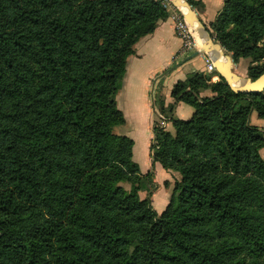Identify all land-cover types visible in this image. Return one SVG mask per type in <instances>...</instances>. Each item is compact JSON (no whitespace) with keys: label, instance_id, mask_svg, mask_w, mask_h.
I'll use <instances>...</instances> for the list:
<instances>
[{"label":"trees","instance_id":"obj_1","mask_svg":"<svg viewBox=\"0 0 264 264\" xmlns=\"http://www.w3.org/2000/svg\"><path fill=\"white\" fill-rule=\"evenodd\" d=\"M164 2L0 0V264H264V132L250 123L264 89L199 72L173 83L160 112H194L152 126L151 160L179 174L160 213L133 139L114 131L127 58ZM210 26L235 62L264 58V0H224Z\"/></svg>","mask_w":264,"mask_h":264},{"label":"crops","instance_id":"obj_2","mask_svg":"<svg viewBox=\"0 0 264 264\" xmlns=\"http://www.w3.org/2000/svg\"><path fill=\"white\" fill-rule=\"evenodd\" d=\"M194 2L195 5H191V7L195 11L197 17L205 26L206 30L207 28L211 30L210 25L216 18L224 0H194ZM169 3L173 4L171 1H169ZM166 8L168 10V16L159 20L152 32L141 36L136 41L134 44V53L127 58L125 67V122L127 118L133 120L141 119L145 120V122L160 120L161 122H166L167 125L168 123L172 124L170 118L189 119L194 112L193 107L190 105L182 101H177L174 104L170 118H166L161 112L158 113L159 118H153L150 113V108L157 111V107L159 106L158 101H163L165 106L174 101L170 93L173 83L180 79H184L189 72H199L201 75L203 74L202 78H205L204 59L201 53L189 56L194 51L191 50L179 54L181 41L175 33L173 21L169 15L171 8ZM209 35L214 39L210 33ZM235 63V71L238 74L239 71H237L236 68L240 65V62L237 61ZM238 68H240V72H246V68L242 64L241 67ZM218 78L216 72L213 75V80H217ZM206 95L210 96L213 95V93L209 89L200 91V96ZM152 126L153 124L151 127ZM119 133L127 135L125 131H120ZM151 138L152 135L150 141ZM147 157L148 160L145 161V167L143 171H140L142 173L148 171L152 173L153 181H155L154 183L157 185V188L151 193V197L157 190H164L166 199L162 198L163 201L155 206V208L153 207L160 213L168 203L170 191L179 176L177 177L172 170L165 168V170H163L159 162L152 161L149 150Z\"/></svg>","mask_w":264,"mask_h":264},{"label":"rangeland","instance_id":"obj_3","mask_svg":"<svg viewBox=\"0 0 264 264\" xmlns=\"http://www.w3.org/2000/svg\"><path fill=\"white\" fill-rule=\"evenodd\" d=\"M259 44L264 45V38H262L259 41ZM227 56L232 57V54L229 52L227 54ZM237 61L240 62L239 63L240 65H238L236 68L237 71H239L238 75L244 79L249 77L247 74V69L250 65L255 64V63L264 65V58H262L256 62H251L250 59H248V58L240 57L237 59ZM241 64L246 68V72H240L241 70L238 67H241ZM204 75L206 77L208 74L204 73ZM202 76H203V74H202ZM115 99H116L117 108L124 115V123L116 125L114 127V131L115 132L125 131V132H127V135H129L131 138L134 139L133 160H135L139 164L140 170L143 171V169L145 167L144 165L146 164L145 161L148 160V157H147L148 150H149L148 144L150 141V137L152 135L151 125L154 123H157L160 126H164V128L166 127V130H169L170 132L174 131L173 125L171 123H168L166 125V122L164 123V122H161L160 120H157L155 122H145V120H141V119L133 120L131 118H127V121L125 122V74H124V77L122 79L121 88L118 89V91L116 92ZM150 113L152 114L153 118H155V117L159 118L158 117V113H160L159 106L157 107V111L152 110V108H150ZM250 123L259 126L262 129V131L264 132V118L257 117L255 114V111H252V114L250 115ZM259 153L264 158V145L259 149ZM163 170H165V169L163 168ZM172 172H174V174H176L177 177L179 176V174L177 172H175V171H172ZM122 185L126 188L129 187V184L127 182H122ZM153 188H152V193L157 188V185H155ZM171 192H172V189L170 191V194H171ZM147 196H148V192L146 190L139 191V197L144 198ZM149 196H150V200H151V205L154 208H155V206L160 204L161 201H163L162 198L166 199V195H165L163 189L157 190L152 197H151V194ZM152 198H153V200H152Z\"/></svg>","mask_w":264,"mask_h":264},{"label":"water","instance_id":"obj_4","mask_svg":"<svg viewBox=\"0 0 264 264\" xmlns=\"http://www.w3.org/2000/svg\"><path fill=\"white\" fill-rule=\"evenodd\" d=\"M169 1H171L184 12V16L191 27H199L204 33L197 36V43L200 44L201 47L195 49L189 56H193L203 51L207 52L215 60V70L218 74V77H222L228 86L234 91L254 92L264 89V71L254 79L249 77L245 78V83L242 85H233L231 83L232 78L239 76L235 71V60L231 56H227L220 44L209 35V32L199 20L195 11L187 2V0ZM203 40H206V46L201 44Z\"/></svg>","mask_w":264,"mask_h":264},{"label":"built area","instance_id":"obj_5","mask_svg":"<svg viewBox=\"0 0 264 264\" xmlns=\"http://www.w3.org/2000/svg\"><path fill=\"white\" fill-rule=\"evenodd\" d=\"M164 6L171 8L169 15L173 21L175 33L181 41L179 54L200 48L201 46L197 43L195 29L187 22L184 12L176 5L170 4L169 0H165ZM201 54L204 59V73L208 74L205 80L207 82L213 81V75L216 73L215 60L205 51L201 52Z\"/></svg>","mask_w":264,"mask_h":264},{"label":"bare ground","instance_id":"obj_6","mask_svg":"<svg viewBox=\"0 0 264 264\" xmlns=\"http://www.w3.org/2000/svg\"><path fill=\"white\" fill-rule=\"evenodd\" d=\"M194 29H195L194 30L195 31V35L199 36V35L204 34L199 27H195ZM201 44L204 45V46H206V44H207L206 43V40H203ZM231 83L233 85L239 86V85L244 84L245 83V80L241 76H237V77L232 78Z\"/></svg>","mask_w":264,"mask_h":264}]
</instances>
